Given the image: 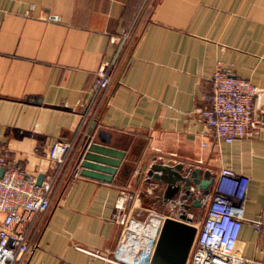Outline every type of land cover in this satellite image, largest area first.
I'll return each instance as SVG.
<instances>
[{"label":"crops","instance_id":"crops-1","mask_svg":"<svg viewBox=\"0 0 264 264\" xmlns=\"http://www.w3.org/2000/svg\"><path fill=\"white\" fill-rule=\"evenodd\" d=\"M124 29L131 38L82 128L92 125L93 140L106 132L123 151L119 165L108 181L68 167L46 211L22 225L29 240L20 264H114L87 251L109 256L120 218L174 216L157 197L163 185L145 181L152 162L212 179L222 166L246 175L243 215L264 214V0H0V148L8 160L34 177L50 172L47 147L76 135L94 70ZM215 67L256 87L248 132L229 142L214 140L198 114ZM234 251L264 260L245 221Z\"/></svg>","mask_w":264,"mask_h":264},{"label":"built area","instance_id":"built-area-1","mask_svg":"<svg viewBox=\"0 0 264 264\" xmlns=\"http://www.w3.org/2000/svg\"><path fill=\"white\" fill-rule=\"evenodd\" d=\"M130 30H121L110 37L115 42L111 57L101 61L94 70L90 84L91 97L87 111L82 113L72 138L54 140L45 155L50 172L38 183L32 174L13 165L5 149L0 148V264H20L28 247V236L23 223L31 222L46 211L51 195L68 167L77 173L74 158L85 136L86 115H92L100 96L106 89L131 38ZM256 91L247 79L215 67L209 75V88L201 94L203 104L198 109L201 122L211 130L213 139L229 142L247 134L253 119L252 98ZM76 137V138H75ZM248 178L222 166L208 185L204 214L192 238L184 264H264L246 259L234 251L239 225L247 222L264 246V214L252 218L243 215V200ZM121 234L109 256L97 250L87 251L114 264H148L160 219L143 221L120 218ZM60 264H68L62 261Z\"/></svg>","mask_w":264,"mask_h":264},{"label":"water","instance_id":"water-1","mask_svg":"<svg viewBox=\"0 0 264 264\" xmlns=\"http://www.w3.org/2000/svg\"><path fill=\"white\" fill-rule=\"evenodd\" d=\"M92 125L77 148L74 162L79 175L108 181L119 165L123 151L108 145V134L102 130L92 138ZM1 171V169H0ZM145 181L161 183L162 203L174 209V216L160 218L157 236L148 264H184L196 227L189 224V209L200 204L207 194L211 176L199 168L181 167L180 163L152 162L145 169ZM42 175L37 174L38 183ZM198 195V196H196Z\"/></svg>","mask_w":264,"mask_h":264},{"label":"rangeland","instance_id":"rangeland-1","mask_svg":"<svg viewBox=\"0 0 264 264\" xmlns=\"http://www.w3.org/2000/svg\"><path fill=\"white\" fill-rule=\"evenodd\" d=\"M151 193H148V196L150 195ZM149 198V197H148ZM204 207H205V201H203L201 204H199L198 206H194L191 208L192 210V216L195 217V219L200 222L202 217H203V214H204ZM142 214H144V212L142 211Z\"/></svg>","mask_w":264,"mask_h":264},{"label":"flooded vegetation","instance_id":"flooded-vegetation-1","mask_svg":"<svg viewBox=\"0 0 264 264\" xmlns=\"http://www.w3.org/2000/svg\"><path fill=\"white\" fill-rule=\"evenodd\" d=\"M196 196H198V195H196ZM201 198H203V196H202ZM199 200H200V199H199ZM200 204H201V202H200Z\"/></svg>","mask_w":264,"mask_h":264}]
</instances>
